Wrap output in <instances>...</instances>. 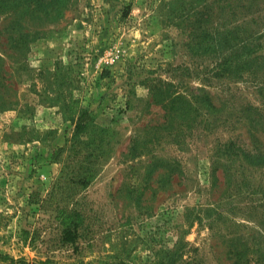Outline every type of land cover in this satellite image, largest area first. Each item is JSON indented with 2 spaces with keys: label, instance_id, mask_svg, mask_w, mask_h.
Segmentation results:
<instances>
[{
  "label": "rangeland",
  "instance_id": "obj_1",
  "mask_svg": "<svg viewBox=\"0 0 264 264\" xmlns=\"http://www.w3.org/2000/svg\"><path fill=\"white\" fill-rule=\"evenodd\" d=\"M7 1L0 255L22 262L0 256V264H233L237 247L242 261L264 260V170H253L251 190L238 165L217 153L230 142L264 156V71L259 83L231 82L217 75L214 55L190 53L186 20L203 0H77L58 24L50 15H15ZM155 93L179 94L190 106L176 101L169 120L170 101L157 103ZM74 99L120 142L79 199L86 214L78 237L64 241L56 213L40 202L63 167L51 156L72 136ZM133 143L141 156L130 158Z\"/></svg>",
  "mask_w": 264,
  "mask_h": 264
},
{
  "label": "trees",
  "instance_id": "obj_2",
  "mask_svg": "<svg viewBox=\"0 0 264 264\" xmlns=\"http://www.w3.org/2000/svg\"><path fill=\"white\" fill-rule=\"evenodd\" d=\"M12 1L14 10L10 9L9 12L18 16L28 12L56 17L57 20L51 24H58V20L63 19L64 12L73 10L77 3V0ZM7 2L10 3V0ZM190 18H194L193 21ZM186 22L185 29L189 31L187 47L190 53L194 56L214 55L218 61L217 75L222 79L231 82L263 79L261 74L264 71V0H203L195 15H189ZM18 27L26 29L23 25L18 24ZM8 28L2 26L3 30ZM19 32L22 39L30 35L26 30L21 29ZM257 85L258 94L264 102V82ZM202 96L215 109L209 95L204 93ZM155 98L157 103L170 101L164 108L167 117L172 121L178 113L176 101L182 100L190 106L179 94L171 98L170 94L159 93ZM69 109L68 120L74 127L72 136L65 146L54 150L51 156L53 162L60 163L63 167L49 198L40 202L47 205L43 206L45 211L52 210L56 213L63 227L64 241L78 237L86 214L79 199L97 178L102 167L113 157L120 142L118 133L111 127L98 125L94 111L81 106L79 100H72ZM172 144L180 145L176 139ZM139 147L132 144L128 153L130 158L141 156L138 152ZM217 153L219 159L221 161L226 159L231 167L238 165L239 176L243 179L244 175V181L248 180L249 183L248 188L253 190L252 173L253 170H264V156L248 153L230 142L220 144ZM210 211L211 209L200 210L202 213ZM198 217L201 219L202 214L199 213ZM231 253L234 258L233 264H250L248 261H242L245 254L242 248L231 249ZM0 256L14 263L22 262L6 255ZM39 264L56 263L53 260H45ZM254 264H264V260H258Z\"/></svg>",
  "mask_w": 264,
  "mask_h": 264
}]
</instances>
